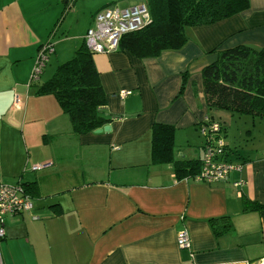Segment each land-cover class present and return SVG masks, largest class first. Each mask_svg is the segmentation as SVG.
<instances>
[{
	"label": "crops",
	"instance_id": "obj_1",
	"mask_svg": "<svg viewBox=\"0 0 264 264\" xmlns=\"http://www.w3.org/2000/svg\"><path fill=\"white\" fill-rule=\"evenodd\" d=\"M145 1L0 0V181L29 183L34 206L5 217L3 264H264V139L253 131L260 119L239 115L253 120V149L234 159L224 138L229 161L242 170L210 184L155 163L151 134L155 123L174 125L178 160H201L207 120L223 121L228 135L238 114L228 124V115L207 106L203 69L219 50L264 48V0L188 28L181 49L158 57L94 53L110 131L76 134L55 95L38 92L85 44L100 10ZM46 44V66L32 81ZM245 196L263 208L245 212ZM223 216L233 230L215 234L210 219ZM182 230L190 248L177 243Z\"/></svg>",
	"mask_w": 264,
	"mask_h": 264
},
{
	"label": "trees",
	"instance_id": "obj_2",
	"mask_svg": "<svg viewBox=\"0 0 264 264\" xmlns=\"http://www.w3.org/2000/svg\"><path fill=\"white\" fill-rule=\"evenodd\" d=\"M147 4L151 21L141 30L126 34L119 46V50L140 59L181 49L189 41L188 28L214 24L239 14L250 7V0H147ZM93 54L85 42L70 60L57 67L53 77L38 91L55 95L78 135L93 132L111 120L105 110L107 94ZM203 79L210 109L219 108L264 121V48L238 45L217 51V58L204 67ZM217 122L225 129L223 121ZM151 134L155 163H172L176 173L182 176L199 171L201 160L176 158L174 125L155 123ZM225 150L229 160L227 147ZM22 185L30 194L29 183ZM262 208L248 197L243 198L245 212ZM210 225L215 234L233 230L229 216L211 218Z\"/></svg>",
	"mask_w": 264,
	"mask_h": 264
},
{
	"label": "built area",
	"instance_id": "obj_3",
	"mask_svg": "<svg viewBox=\"0 0 264 264\" xmlns=\"http://www.w3.org/2000/svg\"><path fill=\"white\" fill-rule=\"evenodd\" d=\"M150 21L151 12L147 1L125 8L106 7L95 15L94 25L88 29L85 36L86 45L93 53L116 51L126 34L141 30ZM51 50L50 44L40 49L31 74L32 81L39 79ZM127 93L124 91L122 95ZM17 100L19 101L18 97ZM201 129L205 137L204 153L200 169L193 177L197 181L208 184L227 181L233 171L242 170V165L227 160L226 143L219 122L207 120L205 124H202ZM43 167L44 165L38 164L34 165L33 169L40 170ZM238 184L240 183H236ZM33 207L31 195L26 192L21 182L8 184L0 181V240L5 236V217L19 213H33ZM32 217L38 218L36 214ZM177 243L181 248L191 247V240L186 230L177 233ZM0 264H3L1 252Z\"/></svg>",
	"mask_w": 264,
	"mask_h": 264
},
{
	"label": "rangeland",
	"instance_id": "obj_4",
	"mask_svg": "<svg viewBox=\"0 0 264 264\" xmlns=\"http://www.w3.org/2000/svg\"><path fill=\"white\" fill-rule=\"evenodd\" d=\"M214 110L221 111L222 113L228 115L229 120H227L226 122L227 123L230 122V116L232 115L231 112L219 110V108H214ZM217 118H219V116H217ZM246 122H248V123H246ZM230 124H232V125H231L229 132H228V135L223 134L224 129H221V130H222L223 138H225L227 140V142H231V144L233 146V150L235 152L231 156H232V158L236 159V158H238L237 154L243 156L244 155L243 153L245 151L247 152V150H249L250 148L253 149L252 146H254V144L252 145L250 143L251 142L250 137H247L248 128L250 130H253V128H254L253 127V120L251 117L250 118L249 117H240L239 115H235L234 122L231 121ZM256 124L258 126L256 125V129L253 130V131H255L254 132L255 136H257L260 139H264V121L263 120H261V121L256 120ZM227 127H229V125ZM196 137H198V143H197V146H198L201 142V139L199 138V136L197 134H196ZM203 138H205V137L203 136ZM260 139H259V142H260ZM256 143L260 144V143H258V141H256ZM235 145H236L237 151L235 149ZM262 145H264V141H263Z\"/></svg>",
	"mask_w": 264,
	"mask_h": 264
},
{
	"label": "water",
	"instance_id": "obj_5",
	"mask_svg": "<svg viewBox=\"0 0 264 264\" xmlns=\"http://www.w3.org/2000/svg\"><path fill=\"white\" fill-rule=\"evenodd\" d=\"M111 129H112V127L109 124H107V125H104L101 128L96 129L95 132L96 133H102V132L110 131Z\"/></svg>",
	"mask_w": 264,
	"mask_h": 264
}]
</instances>
